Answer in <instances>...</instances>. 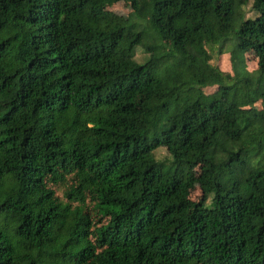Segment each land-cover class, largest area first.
<instances>
[{"label":"trees","instance_id":"1","mask_svg":"<svg viewBox=\"0 0 264 264\" xmlns=\"http://www.w3.org/2000/svg\"><path fill=\"white\" fill-rule=\"evenodd\" d=\"M119 1L0 0V264H264V0Z\"/></svg>","mask_w":264,"mask_h":264},{"label":"rangeland","instance_id":"2","mask_svg":"<svg viewBox=\"0 0 264 264\" xmlns=\"http://www.w3.org/2000/svg\"><path fill=\"white\" fill-rule=\"evenodd\" d=\"M133 10L131 8L129 0H121L117 3L110 4L108 8L104 9L103 14H109L114 20L119 22H124L127 20H132ZM255 16V12L252 11L251 5L249 4L247 7H245V18H253ZM229 45H226L223 49L222 53H219L216 48L212 50L210 53L211 55V61L210 64L216 68H218L220 71L224 73H228L232 75V65L230 61V55L228 53ZM147 56H145L144 52L139 48L135 52V60L139 63H142L145 61ZM245 65H246V71L251 73L254 72L258 67V55L252 51H248L245 54ZM216 90V87L213 88H207L204 90L207 94H212ZM257 107H259V104H257ZM168 157L166 151L164 149H160L156 152V158L158 160H163ZM202 198V192L200 191V188L198 185H195V188L190 193V200L194 202L200 201Z\"/></svg>","mask_w":264,"mask_h":264}]
</instances>
